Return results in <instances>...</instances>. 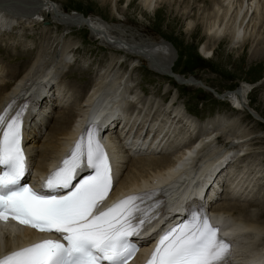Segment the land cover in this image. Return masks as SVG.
Returning a JSON list of instances; mask_svg holds the SVG:
<instances>
[{
	"label": "bare ground",
	"instance_id": "1",
	"mask_svg": "<svg viewBox=\"0 0 264 264\" xmlns=\"http://www.w3.org/2000/svg\"><path fill=\"white\" fill-rule=\"evenodd\" d=\"M35 1L40 2V0ZM88 1L97 2L102 8H109L110 14L116 16L119 21L124 19L122 12L130 9L134 3V0H125L123 4H121L122 0ZM167 1L140 0V5L145 13H162L163 10L157 11L155 8L159 3L166 4ZM52 2L53 0L45 2L43 9L38 10L33 0H0V50L8 49L6 54L0 57V108L13 94L21 96L26 93L32 96V103L24 125L25 148L32 168L39 174L46 172L51 161L71 145L76 132L87 122L85 115L101 110L103 111L102 116L92 113L90 119L101 116L100 120H103L104 130L107 135H111L113 147L117 149L119 163L116 167L118 178L114 186L115 193L161 184L166 188L170 197L182 198L186 197L189 184L202 178L204 188L201 189L205 194L203 191H199L198 194L203 198L204 195L207 199L212 198L210 207L217 212L216 216L219 218L222 216L224 219L226 215L228 221L231 222L230 230L235 233L234 241L237 251L234 262L236 264H264V259L258 260L256 257L257 255L262 256L264 252L253 253L264 249V218L258 217L259 213L257 216H254L255 212L249 214L251 209L258 211L261 208L264 217V199L262 198L264 192L260 196L264 190V186L261 185L264 179V169L257 168L260 162L254 163L255 160L249 161L246 157L248 152L245 146L247 141H252V137L249 133H242L241 122L235 123L236 116L228 117L225 116L226 114H218L196 127V123L190 121L178 108L176 101L170 104L169 102L158 103L159 101L155 98L153 101L151 98H146L145 101L137 99L133 91L134 86L130 87L131 75L128 74L127 78L126 72L121 75L122 72L117 69L118 64L122 66L124 64L121 56L118 55L116 56L119 58L115 56L109 64L103 66L100 73H96V79L91 80L88 77L83 80L82 84H67L64 76H68L72 68L77 65L80 64L82 68L90 69V72L85 73L86 76L97 71L95 66L98 65V69L101 66L100 62L88 66V62V64H82L84 61L79 63L75 59L77 52H81V47L70 36L64 35L63 30L69 27L61 29V33L56 36L55 51L52 54L44 53L47 49L45 47L41 49V46L36 52H33L34 50L31 52L34 55L32 59L27 56L23 58V60L27 59L28 63L22 62L20 58L17 66L4 65L3 58L9 57L11 51L21 53L22 50L29 48V45L25 44L22 39L27 34L26 31L35 28L39 23L38 19L33 18V10L39 14L42 10L49 13L57 11L63 14L62 8ZM168 4L174 6L173 8L169 6V12L182 13L183 16H187L186 19L192 18L191 13L194 12L193 15L198 19V24H194L195 28L190 37L201 38L199 53L207 60L214 56L215 43L236 47L238 43L249 42L252 48L255 42L260 45L264 42V0H169ZM59 14L55 17H60ZM70 17L76 18L77 16ZM93 18L85 17L80 27H76H88L95 32L93 33L97 36L95 39L105 40L110 46L114 45L113 49H126L124 47L130 49L127 45L131 42L137 47L133 49L136 50L135 52L130 51L131 54L137 58L144 57L143 59L148 62L149 60L152 62L154 54L158 53V50L142 44L148 41L147 38H142V35L138 42L134 40L135 36L129 35L132 34L131 27L122 25L121 22L119 25L123 28L109 26L106 18L99 17L102 21L99 18ZM193 23L189 20L188 26ZM10 29H12L11 32L8 31ZM3 38L14 42L4 45L2 44ZM154 43L157 44V42ZM161 46L165 49L169 47L172 49L168 44L162 43ZM262 49H258V52L264 53ZM167 51L171 54L170 50ZM167 51L163 50L165 62H159L160 59L158 62L154 61L156 68L169 66ZM254 51L257 49L255 48ZM21 64L23 70H20ZM153 70L159 74L163 73H160V69ZM169 76L177 80L175 76ZM184 79L183 84L198 83H191L195 78L184 77ZM86 83L89 84L87 89H85ZM250 88V84L244 83L240 88L228 93L229 95L224 94L223 100L233 105L232 113H240L245 107H249L247 98ZM138 100L143 102L141 110L138 108L140 103ZM128 104L139 112L133 109L131 113ZM146 105L148 111L142 113ZM154 110L160 113L158 117L154 116ZM253 112L256 117H261L257 110L253 109ZM103 116H107L105 121ZM171 117L174 119L171 120ZM224 133L228 136L226 139L229 143L224 141L222 145H218L217 143L221 142V134ZM131 135L133 138H142L139 146L144 145L146 138L151 135L147 148L149 149L150 145L161 147L155 152L145 151L132 155L130 149L124 144ZM188 136L191 138L188 139ZM134 152H139V149L136 148ZM243 157L253 165V168L255 166L257 169L244 170L241 163H239V169L237 165H230L234 160L243 162L244 160H240ZM248 164L247 166L250 167ZM222 191L227 192V195H224ZM223 195L226 198H223ZM34 236L35 232L27 228L15 230L10 227H0V255Z\"/></svg>",
	"mask_w": 264,
	"mask_h": 264
},
{
	"label": "snow or ice",
	"instance_id": "2",
	"mask_svg": "<svg viewBox=\"0 0 264 264\" xmlns=\"http://www.w3.org/2000/svg\"><path fill=\"white\" fill-rule=\"evenodd\" d=\"M0 112V222H15L60 239H43L0 255V264H128L138 251L131 240L156 216L154 193H134L100 211L113 187V171L97 125L86 129L61 166L36 190L22 183L29 171L22 147V116ZM85 169L88 174L77 177ZM63 192L64 194H60ZM146 264H231L230 242L206 211L159 237Z\"/></svg>",
	"mask_w": 264,
	"mask_h": 264
},
{
	"label": "rangeland",
	"instance_id": "3",
	"mask_svg": "<svg viewBox=\"0 0 264 264\" xmlns=\"http://www.w3.org/2000/svg\"><path fill=\"white\" fill-rule=\"evenodd\" d=\"M48 1L49 0L45 2ZM123 1L125 0H122L121 4L124 3ZM168 2L169 0L166 2V4L159 3L155 8V10L157 11L163 10L162 13L154 12L150 14L145 13V11L141 8L140 0H134L133 6L130 9H125L122 12L124 18L122 21H119L116 16L111 15L109 8H102L97 2H90L88 0H53L52 3L57 5L58 7H61L64 11H68L69 13H72L73 11H75L76 13H83L84 15H82L84 16V18L87 16H89L88 18L104 17L107 21H109V23H107L109 26L114 25L116 27L118 26L119 28H123L119 25L121 22L122 25L131 27V31L130 29L128 31L132 33L129 35L135 36L134 40L138 42L139 38L141 37L140 35H142V38L148 39L146 43L142 44H144L146 47L158 50V53L154 54V57L151 59L152 62H150L149 60L150 64L152 65L151 67H155L154 61L158 62L159 59V62H165V52H163V50H170L171 54H174L177 57L172 66L175 72L183 75V77H187V79H200V81L202 82H198L199 84L211 87L218 94H223L226 92L225 95H229L228 93L240 88L244 83L250 84L251 88L247 98L249 107H245L240 113L238 112L237 114H234L231 112L233 108L232 103H229L228 101L226 102V100L223 99H218V96L214 95L210 90H208V88H204L199 84L190 85L187 83H179L169 75H163L165 77L154 75L143 67L142 64L145 62V65L147 66L148 64V67H150L149 62L146 59L140 60V62H143L141 64L140 62L135 61V58L137 57L131 54V52L134 48H137L136 45H134L133 43L131 44V42H129V45H127L123 42L125 45L130 46V49H127L128 47H124V45L122 47L126 48L127 50L113 49L114 45L110 46L105 40L100 41L95 39V37H97L93 34L95 32H93L92 30L91 32L86 27L65 29L63 30L65 32L64 35L70 36L72 40L79 43L81 52H77L75 56V59H77L79 63H82L84 61L82 64L89 63V66L90 64L92 65V63L94 64L96 62H100V69H98L97 65L95 66L97 71H95L94 74L91 73L90 75L87 74L86 76L85 73L87 71L90 72V69L87 70L85 68H82L78 63L79 65H77V67L72 68L73 70H71L70 74L68 75L69 77L64 76V78L67 80L66 83L79 85L83 83V80L85 78L89 77L91 80L93 78L96 79L97 74L100 73V70L104 65L109 64L116 55H118L119 57L121 56L124 64L123 66L118 64L117 69L122 72L121 75H124L126 72L125 76L127 75V78L129 75H131L130 87L134 86L133 91L135 92L134 95L137 99L145 101L146 98H151V101H153V99L155 98L157 101H159L158 103L169 102L170 104L176 101L177 105L179 106L178 108L182 110V113H185L186 117L189 118L190 121L196 123V127H199V125H201L203 121L209 120L217 116L218 114H226L225 116L228 117L236 116L235 123L241 122L240 124H242V133H249L252 137V141H247L245 146V148L247 149L246 152H248V154H246V157L249 159V161L255 160L254 163L256 162L258 164L260 162V165H258L257 168L262 167L264 169V121L259 120L253 112V109L257 110L258 115H260L264 120V53L258 52V49L264 48V42L261 45L255 42L252 48L251 43L249 42L245 44L238 43L237 45H235L236 47L215 43L214 56L212 57V59L207 60L203 58L199 53L201 38L190 37L191 32L195 28V25L198 24V19H196V16L193 15L194 12L191 13L192 18L186 19L187 16H183L182 13L177 12L178 14H176L173 12H169L168 8L170 5L168 4ZM36 4L38 5V3ZM3 5L6 4L3 3ZM173 7L174 6H170V8ZM71 16H77V14ZM60 17L56 18L62 20ZM33 18L38 19L39 23L35 28H31L29 30L30 32L26 31L27 34H25L24 38L22 39L25 44L29 45V48H26L24 51L22 50L21 53H14L13 51H11L9 57H4V60L1 58L4 65L6 64L5 66H17L18 62H20V58L22 62L24 61L28 63V60H23V58L27 56L28 58L31 57L32 59L34 55H32L31 52L33 50V52H36V50H38L41 46V49H44L45 47L48 51H44V53L52 54L55 51V38L59 33H61V29L64 28L62 26V28L58 27V25L51 22L52 19H50L49 16L46 18V13L43 12V10L41 14L36 13L35 11L33 13ZM75 20L76 19H68L62 22L63 24L69 26L67 22L74 23ZM99 20L102 21L101 18H99ZM189 20L194 22L193 24H191V26H188ZM75 25L80 27L79 25H81V22L80 24L77 23ZM8 31L11 32L12 29ZM46 31L47 33H45ZM137 31L139 32L137 33ZM9 32L7 33L9 34ZM160 38L162 39V41H157ZM8 42L13 43L14 41L9 40L8 38H3L2 44L5 45ZM154 42H157V44H155ZM161 42L164 44H168L172 47V49L170 47L169 49L163 48L161 46ZM255 48L257 49V51H254ZM7 50L8 49H3L2 51L0 50V57L4 56ZM133 51L135 52L136 50ZM139 58L141 59L144 57ZM22 66L23 65L21 64L20 70L24 69ZM191 71H195L193 76L190 74ZM174 81L179 85L174 83ZM66 83L65 85H67ZM85 86V89H87L89 87V84L86 83ZM155 93H157V95ZM127 106L131 113L133 112V109H136L130 104H128ZM142 106L143 102L140 101L138 108L141 110ZM136 111L139 112L137 109ZM147 111L148 109L146 105L142 113H146ZM153 113L155 117H158L160 115V113H158V111L155 112V110L153 111ZM235 118L233 119L235 120ZM170 119L172 120L174 118L171 117ZM221 136V142L217 143L218 145H222L224 141L225 143L228 142V140L226 139L228 137L226 133L221 134ZM190 138L191 136H188V139ZM251 143L252 145H249ZM255 157H257V159ZM240 160L244 161L237 162L238 160H234L235 162L232 161L230 165H237L239 169V163H241V166H244V170L257 169L255 166L253 168V165H251V163H249V161L246 160L245 157H243V159L241 158ZM247 164L250 165V167L247 166ZM261 185L264 186V179ZM257 189L258 188H256V191ZM222 192L223 194L225 193L224 195H227V192ZM263 192L264 190L261 192L260 196L263 194ZM224 195L223 198H226V196L224 197ZM262 198L264 199V195L262 196ZM241 203H243V201ZM254 212V216H257V213H259L258 217L264 218L262 216L261 208H259L258 211L256 209H251V212L249 214H253ZM263 252L264 249H261L256 250L253 253L261 254ZM256 257L258 260H262L264 259V254L262 256L257 255Z\"/></svg>",
	"mask_w": 264,
	"mask_h": 264
}]
</instances>
